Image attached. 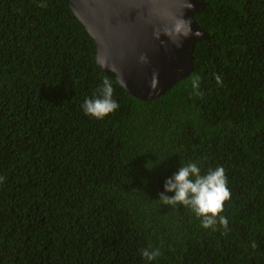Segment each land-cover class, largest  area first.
<instances>
[{"label":"trees","instance_id":"obj_1","mask_svg":"<svg viewBox=\"0 0 264 264\" xmlns=\"http://www.w3.org/2000/svg\"><path fill=\"white\" fill-rule=\"evenodd\" d=\"M204 1L194 71L141 100L70 0H0V264H264V0ZM105 77L119 108L96 119ZM188 162L225 168L227 235L159 201Z\"/></svg>","mask_w":264,"mask_h":264},{"label":"water","instance_id":"obj_2","mask_svg":"<svg viewBox=\"0 0 264 264\" xmlns=\"http://www.w3.org/2000/svg\"><path fill=\"white\" fill-rule=\"evenodd\" d=\"M70 4L95 39L97 63L114 72L121 86L141 100L158 98L190 76L196 44L210 38L196 19L207 5L204 0H70ZM180 18L201 35L185 38L177 47L164 30ZM157 30L159 39L154 36ZM141 54L146 63L140 62ZM154 73L155 88L150 86Z\"/></svg>","mask_w":264,"mask_h":264},{"label":"clouds","instance_id":"obj_3","mask_svg":"<svg viewBox=\"0 0 264 264\" xmlns=\"http://www.w3.org/2000/svg\"><path fill=\"white\" fill-rule=\"evenodd\" d=\"M164 33L170 40L177 45L182 46L183 39L192 35L199 36V31H193L190 21L180 18L176 19L170 28H166ZM154 36L159 39L160 31L154 32ZM141 63L147 62V57L141 54L139 57ZM108 67V65H105ZM155 76L150 86L155 88ZM200 77L194 76L192 79V87L199 92ZM217 84H222V77L215 76ZM123 83V81H121ZM114 87L113 82L105 77L102 80L100 88L97 89V94L85 99L81 105L85 114L96 119H104L109 114L114 113L119 108V103L113 98ZM4 177H0V182L4 181ZM165 191L160 193L159 201L164 205L176 207L183 205L185 208H190L197 218L201 220V226L205 229L211 228L216 230L219 224L225 230L227 235L228 219L222 215L225 210V204L231 200L232 193L228 187V176L223 166H218L214 169H209L207 173H202L198 162L182 163L178 172L174 173L165 181ZM174 192V195H167L166 193ZM253 248L257 245L252 244ZM142 256L148 260L153 261L160 255V250L147 248L141 250Z\"/></svg>","mask_w":264,"mask_h":264}]
</instances>
